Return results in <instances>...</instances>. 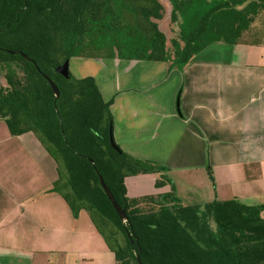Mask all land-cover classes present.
I'll list each match as a JSON object with an SVG mask.
<instances>
[{
  "label": "trees",
  "instance_id": "1",
  "mask_svg": "<svg viewBox=\"0 0 264 264\" xmlns=\"http://www.w3.org/2000/svg\"><path fill=\"white\" fill-rule=\"evenodd\" d=\"M213 42L264 43V0H0V118L13 135L35 134L57 164L53 191L75 214L89 212L121 264H264V202L185 205L174 187L129 197L126 177L153 173L163 187L167 168L114 148L112 100L94 76L56 67L81 56L183 68Z\"/></svg>",
  "mask_w": 264,
  "mask_h": 264
},
{
  "label": "crops",
  "instance_id": "2",
  "mask_svg": "<svg viewBox=\"0 0 264 264\" xmlns=\"http://www.w3.org/2000/svg\"><path fill=\"white\" fill-rule=\"evenodd\" d=\"M218 43L183 68L81 56L73 66L112 100L117 144L167 168L171 182L152 194H178V181L198 189L199 180L212 197L198 204L264 202V43ZM57 179L35 134L13 135L0 118V264H117L89 212L75 214L53 191Z\"/></svg>",
  "mask_w": 264,
  "mask_h": 264
},
{
  "label": "rangeland",
  "instance_id": "3",
  "mask_svg": "<svg viewBox=\"0 0 264 264\" xmlns=\"http://www.w3.org/2000/svg\"><path fill=\"white\" fill-rule=\"evenodd\" d=\"M161 26L167 32L168 36L172 35V33L169 30V27L172 26L170 23V17L169 16L166 17V20L162 23ZM218 44L219 45L216 46L217 48H223L222 47L223 45L227 46L226 43H223V42H219ZM78 59H80V57L73 56V58L71 60L72 63H71V66L69 67V69L73 75H76L75 73H77V71L75 70L73 65H75V60H78ZM82 60H84V59H82ZM4 83H5V81L2 78V76L0 75V84H4ZM150 176H152V175L145 174V175H134V176L126 177L125 183L128 187V190H127L128 196L129 195H132V196L137 195L134 197H139V196H142L144 194L145 195L146 194H152V193H155L156 191L160 190L161 187H157L155 185V182L151 183V181H148L149 180L148 178ZM126 179H127V182H126ZM135 180H138L137 185L135 184ZM197 185L200 186L198 189L196 187H190V186L182 183L181 181H178V190H179L178 194L179 195L178 194L177 195L180 198L182 204L195 205V204L199 203L198 200H205V199L209 200V199H211L209 197H212L211 196L212 191L211 190L209 191V189H206L205 187H203L199 180L197 181ZM129 197H131V196H129ZM113 256H115L114 258H115V260H117V264H121L119 259H116V257H117L116 253L115 254L113 253ZM78 262L80 263V261H78ZM72 263H75V260H73ZM112 264H116V262L114 261V263H112Z\"/></svg>",
  "mask_w": 264,
  "mask_h": 264
},
{
  "label": "water",
  "instance_id": "4",
  "mask_svg": "<svg viewBox=\"0 0 264 264\" xmlns=\"http://www.w3.org/2000/svg\"><path fill=\"white\" fill-rule=\"evenodd\" d=\"M12 53H15L17 51H14V50H10ZM23 56H25L27 59H30V57L23 53ZM70 59H67L64 63L60 64L58 67H56V70L58 72H60L61 74H64L65 76L69 77V74H70ZM46 78L49 80L54 92H55V95L56 97L60 96V89L57 85V83L51 78L49 77L48 75H45ZM109 135H110V142L112 144V146L114 148H116L117 150H121L120 147L118 146L117 142L115 141V138H114V132H113V125L110 126V130H109ZM100 181H101V184L103 186V188L105 189V192L107 193L109 199L111 200V202L113 203L117 213L119 214L120 218L122 220H126L127 219V214H126V210L124 207L121 206V204L116 200V198L114 197L113 193L111 192L110 188L108 187L107 183L105 182L104 178L102 175H100ZM139 257V256H138Z\"/></svg>",
  "mask_w": 264,
  "mask_h": 264
}]
</instances>
